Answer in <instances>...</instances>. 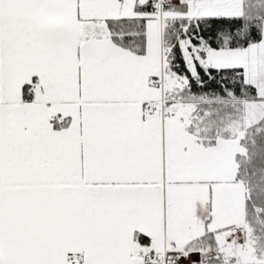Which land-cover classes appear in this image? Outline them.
<instances>
[{
	"label": "snow or ice",
	"instance_id": "obj_1",
	"mask_svg": "<svg viewBox=\"0 0 264 264\" xmlns=\"http://www.w3.org/2000/svg\"><path fill=\"white\" fill-rule=\"evenodd\" d=\"M0 264H264V0H0Z\"/></svg>",
	"mask_w": 264,
	"mask_h": 264
}]
</instances>
